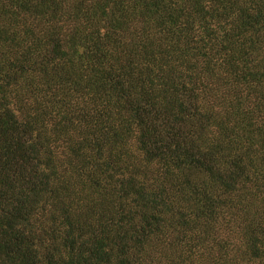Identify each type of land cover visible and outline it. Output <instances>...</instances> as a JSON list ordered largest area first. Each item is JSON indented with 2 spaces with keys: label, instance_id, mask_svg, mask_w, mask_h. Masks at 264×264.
<instances>
[{
  "label": "trees",
  "instance_id": "16d2710c",
  "mask_svg": "<svg viewBox=\"0 0 264 264\" xmlns=\"http://www.w3.org/2000/svg\"><path fill=\"white\" fill-rule=\"evenodd\" d=\"M0 264H264V0H0Z\"/></svg>",
  "mask_w": 264,
  "mask_h": 264
}]
</instances>
